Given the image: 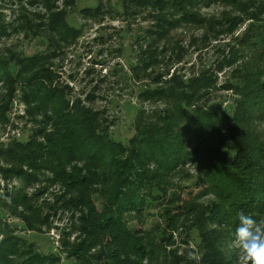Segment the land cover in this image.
<instances>
[{
  "label": "trees",
  "instance_id": "1",
  "mask_svg": "<svg viewBox=\"0 0 264 264\" xmlns=\"http://www.w3.org/2000/svg\"><path fill=\"white\" fill-rule=\"evenodd\" d=\"M214 1L217 0H147L158 14V30L153 36L167 39L182 23H206L193 9L200 3L207 6ZM223 1L237 7L243 15L255 17L253 21L258 20L253 12L248 14L250 4ZM41 3L54 20L58 12H54L52 0ZM221 20L235 25L233 19ZM216 24L223 26L222 21ZM57 25L62 26L67 36L71 34L70 39L77 37V29L63 23ZM209 27L213 29L215 24ZM239 46L242 50H232L230 60L226 61L231 67L239 57L247 59L235 72L238 82L231 86L238 97L234 107L224 111L216 104L208 108L196 104L210 90H216V79L209 73L198 76L190 85L185 82L168 89L147 90L144 92L147 100L161 98L171 107L153 118H145L150 120L147 123L138 113L136 134L126 142L113 137L97 112L79 101L66 99L64 91L48 83L51 79L44 58L32 56L15 66L19 69L10 64L12 67L1 71L0 81L19 80L31 87L26 102L33 112L44 113L45 125L50 127L49 130L38 127L43 140L33 137L19 141L0 154L15 166L6 175L32 182L42 170L51 171L56 182H64L74 193L67 207L81 213L78 226L81 238L72 244L67 242L64 263L54 253L36 252L33 243L15 237L0 219V233L5 235L0 244V264H153L150 259L155 256L163 259L168 256L154 234L158 233L167 246L166 228L177 230L181 216L198 211V206L191 202L193 198L210 194L217 198L218 204L210 209L207 221L235 229L240 211L260 220L264 216V139L240 131L233 150L222 154V144L216 140L203 155L199 153L222 129L237 133L244 126L264 119V22L254 21ZM154 53L145 52L144 59L139 61L146 70L158 65ZM28 72L33 76L25 80ZM192 161H198L200 182L196 186L203 190L183 199V186L178 187L171 180ZM24 166L34 175L25 173ZM101 200L103 206L99 210L96 201ZM154 210L161 211L165 228L155 233L136 231L134 221L144 222L145 216ZM218 235L214 230L203 233L208 255L213 259L206 257L208 264L224 263L219 255Z\"/></svg>",
  "mask_w": 264,
  "mask_h": 264
},
{
  "label": "rangeland",
  "instance_id": "2",
  "mask_svg": "<svg viewBox=\"0 0 264 264\" xmlns=\"http://www.w3.org/2000/svg\"><path fill=\"white\" fill-rule=\"evenodd\" d=\"M146 2L52 0V8L58 12L52 20L41 0H0V72L11 65L18 66L19 62L32 56L44 58L51 79L48 83L64 91L66 99L79 101L97 112L113 137L123 142L136 134L138 113L147 123L150 120L145 118H153L170 106L161 98L147 100L144 97L147 90L168 89L185 82L190 85L198 76L209 73L216 79V90H210L209 95L196 104L206 108L216 104L224 111L234 107L238 97L231 86L238 82L235 72L247 59L239 57L231 67L226 61L230 60L232 50H242L239 45L249 26L254 21L256 24L264 22V10H259L264 8V0H237L239 4H250L248 14L253 12L258 16L254 21L253 16L243 15L228 1L217 0L207 6L200 3L193 12L206 23H182L167 39L160 40L153 36L158 30L157 11ZM223 17L233 19L235 25L226 24L221 20ZM217 21H222L223 26L217 25ZM62 23L77 29V37L70 39L71 34L67 36L62 26L57 25ZM214 24L213 29L209 27ZM153 51L154 57L158 56V65L150 64L146 70L139 61L144 59L145 52ZM32 76L33 73L28 72L25 80ZM2 77L0 73V80ZM30 89L19 80L0 81V154L19 141L26 142L33 137L43 140L39 128L50 129L45 125L44 113L33 112V107L27 104L25 97ZM240 131L264 139V119L244 126L237 133L222 129L213 136L212 143L202 146L199 153L203 155L216 140L222 144V154L233 150ZM201 155L198 154L200 158ZM3 158L0 155L1 222L14 232L15 237L33 243L36 252L54 253L62 262H67L65 245L81 238L78 232L81 213L67 207L74 193L64 182H56L55 175L49 170H42L32 182L6 175L15 166ZM23 170L34 175L25 166ZM199 171L198 161H192L171 180L172 184L183 186V199L203 190L196 186L200 182ZM193 199L191 202L198 206V211L181 216L177 230L166 228L167 246L155 233L166 226L165 219L159 215L161 211L145 213L142 223L134 221L136 231H154L157 243L167 249L166 259L157 255L150 261L153 264H208L205 259L210 256L203 233L214 230L219 233L218 250L223 264H238V252L228 248L234 229L228 224L207 221L210 209L218 204L217 198L210 194ZM96 206L101 210L103 200L96 201ZM4 238L5 235L0 233V244ZM189 253L196 258H189Z\"/></svg>",
  "mask_w": 264,
  "mask_h": 264
},
{
  "label": "clouds",
  "instance_id": "3",
  "mask_svg": "<svg viewBox=\"0 0 264 264\" xmlns=\"http://www.w3.org/2000/svg\"><path fill=\"white\" fill-rule=\"evenodd\" d=\"M228 248L238 252V264H264V218L240 211ZM189 258L196 257L189 253Z\"/></svg>",
  "mask_w": 264,
  "mask_h": 264
}]
</instances>
